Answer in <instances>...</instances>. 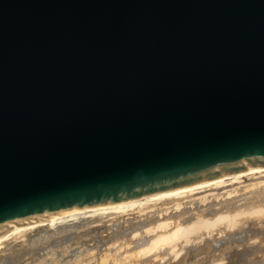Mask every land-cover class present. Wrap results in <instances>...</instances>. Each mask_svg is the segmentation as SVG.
Masks as SVG:
<instances>
[{"label":"water","instance_id":"1","mask_svg":"<svg viewBox=\"0 0 264 264\" xmlns=\"http://www.w3.org/2000/svg\"><path fill=\"white\" fill-rule=\"evenodd\" d=\"M264 168V0H0V233Z\"/></svg>","mask_w":264,"mask_h":264},{"label":"bare ground","instance_id":"2","mask_svg":"<svg viewBox=\"0 0 264 264\" xmlns=\"http://www.w3.org/2000/svg\"><path fill=\"white\" fill-rule=\"evenodd\" d=\"M104 230H111L106 248L79 253L68 264H264V168L20 224L0 233V249L11 241L33 247L57 238L61 244L69 233L80 243Z\"/></svg>","mask_w":264,"mask_h":264},{"label":"rangeland","instance_id":"3","mask_svg":"<svg viewBox=\"0 0 264 264\" xmlns=\"http://www.w3.org/2000/svg\"><path fill=\"white\" fill-rule=\"evenodd\" d=\"M109 234H111V230H104L97 237H94V236L91 237L90 236L88 239H84L82 237V241H80V243H79L78 242L79 238H77L74 233H69L67 235L61 236V237H63V239L62 238L59 239V241L62 239L61 241L67 242V243H64V242L62 243L61 242V244H63V245H61L60 242H58L57 238L54 239V240L52 239L53 241L49 240L48 243L44 242V243H47V244L43 243V245L40 244V245L33 246V247H28V245H23V244H21L19 242L15 243L16 241H11V242H9V244L6 247H3V248L0 249V257H2V259L0 260V264H25V263L26 264H28V263L29 264H35V262L36 263H41L42 262L41 264H45V263L46 264H62V263L65 264L67 262L66 264H68L69 261H71V260L73 261L78 256L79 253L84 256L86 254H90L92 249H95L96 251H99V250H102V249L106 248L107 243L105 241H107L106 239H108ZM70 237H71V240H69ZM101 237L103 239H100ZM90 238H91V240H89ZM76 239H78V240H76ZM98 239H100L101 241H99ZM75 240L77 242H75ZM70 241H72V242H70ZM95 241H96V243H95ZM102 241H103L104 244L102 243ZM54 242H56V243H54ZM57 242L59 243V246L57 245ZM97 242H98V245H97ZM70 243H71V247L69 245ZM100 243L102 244V246H101ZM117 244L118 243H116V245ZM47 245H49V246H47ZM66 245L67 246L69 245V247H67L69 249H65ZM50 247H52V248H50ZM49 250H50V252H49ZM69 250H71V251L69 252ZM123 250H124V248H122L121 251H123ZM29 251L32 252V253H30ZM73 251H76V252H73ZM13 253L15 254V256H14ZM18 253H20V254H18ZM42 253H43V255H42ZM33 254H35L34 255L35 256L34 259H37V261L32 258ZM63 254H65V255H63ZM10 255H11V257H10ZM72 256H74L75 258L72 257ZM40 260H41V262H40ZM67 260H69V261H67ZM18 262H20V263H18Z\"/></svg>","mask_w":264,"mask_h":264}]
</instances>
